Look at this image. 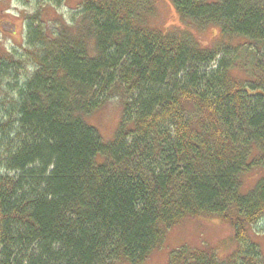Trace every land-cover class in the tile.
I'll return each instance as SVG.
<instances>
[{"label": "trees", "instance_id": "1", "mask_svg": "<svg viewBox=\"0 0 264 264\" xmlns=\"http://www.w3.org/2000/svg\"><path fill=\"white\" fill-rule=\"evenodd\" d=\"M171 1L245 39L247 60L226 49L206 67L186 32L144 27L138 0H84L51 30L29 15L24 43L0 45V264H144L195 215L229 221L236 249L185 245L167 264H264L248 238L264 173L242 189L264 172V0ZM114 92L106 142L82 116Z\"/></svg>", "mask_w": 264, "mask_h": 264}, {"label": "rangeland", "instance_id": "2", "mask_svg": "<svg viewBox=\"0 0 264 264\" xmlns=\"http://www.w3.org/2000/svg\"><path fill=\"white\" fill-rule=\"evenodd\" d=\"M84 0H63L58 6L48 4L49 0H0V45L2 49H13L24 43L27 16L39 15L48 30L53 29L56 20L69 21ZM144 27L164 33L186 32L204 50L212 53L214 60L206 67L225 56L230 49L247 60L252 46L241 37L226 36L217 24H202L186 20L176 11L171 0H138ZM136 9V8H135ZM245 42V43H244ZM244 43V44H243ZM240 44H243L242 47ZM232 47H235L233 49ZM244 54V55H243ZM121 93H110L102 105L90 114L83 115V121L96 129L104 141H110L119 125L122 114ZM255 168V167H254ZM244 175L242 189H250L264 172L255 168ZM248 238L259 245L264 253V217L253 224ZM189 246L213 250L220 259L232 253L238 243L229 221L217 215H195L184 218L179 224L167 229L165 243L154 251L144 264H167L168 254L181 247Z\"/></svg>", "mask_w": 264, "mask_h": 264}]
</instances>
